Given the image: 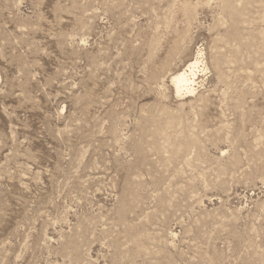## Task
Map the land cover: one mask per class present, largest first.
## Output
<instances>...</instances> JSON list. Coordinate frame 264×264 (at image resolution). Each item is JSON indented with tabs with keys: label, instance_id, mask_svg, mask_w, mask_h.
Instances as JSON below:
<instances>
[{
	"label": "rangeland",
	"instance_id": "obj_1",
	"mask_svg": "<svg viewBox=\"0 0 264 264\" xmlns=\"http://www.w3.org/2000/svg\"><path fill=\"white\" fill-rule=\"evenodd\" d=\"M0 264H264V0H0Z\"/></svg>",
	"mask_w": 264,
	"mask_h": 264
},
{
	"label": "bare ground",
	"instance_id": "obj_2",
	"mask_svg": "<svg viewBox=\"0 0 264 264\" xmlns=\"http://www.w3.org/2000/svg\"><path fill=\"white\" fill-rule=\"evenodd\" d=\"M200 59L201 53L198 52L196 58L171 75L170 83L177 96H190L196 91V77L204 70V64Z\"/></svg>",
	"mask_w": 264,
	"mask_h": 264
}]
</instances>
